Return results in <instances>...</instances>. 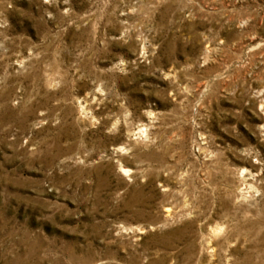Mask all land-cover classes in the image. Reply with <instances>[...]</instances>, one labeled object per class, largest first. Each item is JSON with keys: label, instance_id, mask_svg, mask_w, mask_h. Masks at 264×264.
Masks as SVG:
<instances>
[{"label": "rangeland", "instance_id": "rangeland-1", "mask_svg": "<svg viewBox=\"0 0 264 264\" xmlns=\"http://www.w3.org/2000/svg\"><path fill=\"white\" fill-rule=\"evenodd\" d=\"M0 264H264V0H0Z\"/></svg>", "mask_w": 264, "mask_h": 264}]
</instances>
